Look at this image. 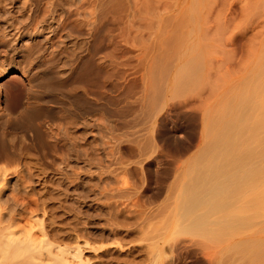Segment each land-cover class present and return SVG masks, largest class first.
Returning <instances> with one entry per match:
<instances>
[{
    "label": "rangeland",
    "instance_id": "rangeland-1",
    "mask_svg": "<svg viewBox=\"0 0 264 264\" xmlns=\"http://www.w3.org/2000/svg\"><path fill=\"white\" fill-rule=\"evenodd\" d=\"M94 1L0 0V143L8 131L59 184L26 191L12 173L0 192L43 197L52 236L88 242L89 264H264V0ZM251 105L244 152L207 155L249 175L230 221L188 228L196 155Z\"/></svg>",
    "mask_w": 264,
    "mask_h": 264
},
{
    "label": "bare ground",
    "instance_id": "bare-ground-1",
    "mask_svg": "<svg viewBox=\"0 0 264 264\" xmlns=\"http://www.w3.org/2000/svg\"><path fill=\"white\" fill-rule=\"evenodd\" d=\"M90 2H87L86 4L90 5ZM104 8H106V5L104 6ZM91 14H93V12ZM105 20L106 17L103 21ZM11 73V71L0 70V81L6 75ZM87 82L89 84L91 81L88 79ZM86 89H82V95L84 94L85 97L88 98L89 92ZM2 95L3 92H1L0 86V107H5V100L2 98ZM245 111L246 112L242 110L243 114H241L242 116L239 117V120H237L233 116L234 113L229 118H224V128H222L220 131H216V137L212 144L207 147L208 144L206 143V147L204 146L205 149L202 148L201 150L202 155L200 152L194 159V167L196 166L195 168L197 171V176L190 183H188L186 187H184V195L182 196L183 199L181 200L180 204L181 215H183L184 217V222H187L188 228L201 231H210L213 229V225L219 224L221 225V229L225 230L226 223L230 221L231 216H229L230 218H228L226 214L230 212L229 210H231V205L233 203V198L230 197L229 191L239 184V178L243 181H246L247 176L249 175H247V173L246 175H242V177L244 178L243 179L240 174V172H242V168H233L228 164L229 162H232V160L229 162H223L220 167L216 165V167L218 168H213L211 166L213 162L210 160V162H208L207 155L212 151L213 153H221L223 156H230L233 153L244 152L239 151V148L241 146L240 138L242 136H254L258 133L254 129V127L252 131L248 130L251 125V115L249 112H251L252 114V112L254 111L253 106L251 105L248 111ZM9 134L10 133L8 131L6 133H3V141L2 143H0L1 188H6L7 183L10 180V175L12 173L13 175H17V186L24 189H26L27 187L26 191L31 184L33 185V183H35L37 187H41L43 191H47L48 187L50 186L57 185L58 183L55 182L56 179L54 178V176H51V174H49L46 166L44 167L39 159L35 156L29 155V148L27 146H24V144L23 146H20L18 145V142L16 143L14 140L9 139ZM57 135L60 136L61 134L59 135V133H57ZM24 151L26 152L24 153ZM255 153H259V151L257 150L255 151ZM20 154H24V156H26L25 159L28 160L29 164L31 165V169L29 170L30 173L28 172L25 175L22 174L23 171L21 172V170H12V165L17 161V157L19 156L18 159H22L20 157ZM253 175L255 176V174ZM26 194H28V192H26ZM18 198L17 195L13 197H5V194L0 192V264H89L87 259L84 257V252L86 251L85 249L89 248L88 242H82L75 236L76 238L73 240V243H71L70 245H66V243L64 244L61 242L62 240L60 242L57 241V239H59L57 238L58 236H56V238L52 236V233L48 227H53L54 225L53 222L51 223L53 214L51 211H48L46 209V202L44 201L43 197L37 200V205L35 208L29 207L27 203H25L24 201H20ZM219 210L221 212H219ZM39 214H41L42 218L38 217ZM216 214L220 215L221 217L217 216ZM216 216L218 218H216ZM24 219H26L25 222H27L28 227L20 228V220ZM236 220H238V223L241 222L239 218L234 219V217L231 221L235 222ZM53 230L57 233L55 227H53L52 231ZM86 246L88 248H86ZM214 257L217 256L214 255ZM210 260L211 258L208 257L207 261L204 262H207L206 264H211L212 262ZM99 261L100 264H105L102 259H99ZM108 264L112 263L108 262Z\"/></svg>",
    "mask_w": 264,
    "mask_h": 264
}]
</instances>
